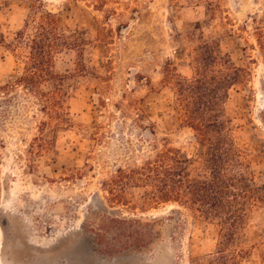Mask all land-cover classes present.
I'll list each match as a JSON object with an SVG mask.
<instances>
[{"label":"rangeland","instance_id":"1","mask_svg":"<svg viewBox=\"0 0 264 264\" xmlns=\"http://www.w3.org/2000/svg\"><path fill=\"white\" fill-rule=\"evenodd\" d=\"M41 10L65 34L53 63L65 106L0 90V264H264L261 217L223 249L220 227L188 208L146 205L140 187L117 201L105 186L168 151L201 172L205 148L166 76L193 78L195 59L217 45L249 73L225 120L264 185V0H0L7 42ZM21 70L4 50L0 87Z\"/></svg>","mask_w":264,"mask_h":264},{"label":"trees","instance_id":"2","mask_svg":"<svg viewBox=\"0 0 264 264\" xmlns=\"http://www.w3.org/2000/svg\"><path fill=\"white\" fill-rule=\"evenodd\" d=\"M60 22L57 14L41 10L12 44L0 26V59L6 50L22 64L13 84L0 90L18 86L38 95L43 106H65L62 79L53 72L54 55L66 41ZM194 65L193 78L175 76L169 69L166 80L177 96L174 109L181 123L194 131L205 148L201 172L194 174L186 161L168 151L136 168H120L105 186L117 201L124 198L128 188L140 187L147 189L146 205L170 202L188 208L200 219L220 227V246L225 249L238 243L250 219L257 216L264 221V185L255 184L247 155L225 120L230 90L244 85L249 73L223 54L219 45L208 47Z\"/></svg>","mask_w":264,"mask_h":264}]
</instances>
